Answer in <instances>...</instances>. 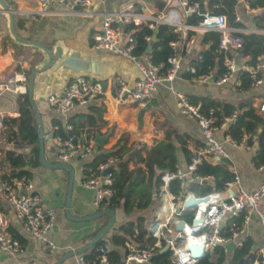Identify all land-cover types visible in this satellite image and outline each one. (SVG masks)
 <instances>
[{"label": "crops", "instance_id": "1", "mask_svg": "<svg viewBox=\"0 0 264 264\" xmlns=\"http://www.w3.org/2000/svg\"><path fill=\"white\" fill-rule=\"evenodd\" d=\"M4 1L13 9L12 20L16 33L20 37L41 43L51 53L50 64L45 69L37 71L31 83V99L40 120L45 160L48 162L57 161L56 149L51 140V135H53L52 130L56 129L59 123L63 133L68 130L66 128L67 124H70L79 133L91 138L93 149L84 158H71L67 161L73 171L68 207L65 206L68 175L66 169L41 165L38 162V151L37 162L31 161L22 165L29 172L28 177L32 183L33 191L39 194L42 206L53 210L54 222L46 235L57 245L58 248L55 250H42L34 239L23 231L0 192V207L9 216L7 230L11 235H13L12 233L17 235L21 246L20 251L14 254L0 249V264H14L16 261L31 259L36 264H52L66 251L89 241L96 234L94 232H97L106 223L109 217L107 212L91 219L79 218L105 207L101 205L100 208H94L91 205V190L81 184L83 179L82 163L88 161L97 150L101 149L107 152L115 149L119 144L129 146V150L123 153L120 159H128L127 167L131 168L135 157V148L138 145H149L154 140L163 138L167 129L173 128L178 132L189 134V147L193 149V155L196 153L197 148L201 145L199 129L193 117L177 112L171 89L182 91L186 95H208L219 101L233 104L237 109L240 103L249 102L254 112L264 119V109H258L259 103L264 102V74L260 83L249 86L246 90L239 89L231 81L216 85L208 81L198 82L182 75V73L187 72L186 67L192 63L191 59L200 57V51L208 46L207 42L202 41L201 35L203 32L195 33V41L190 51L183 55L178 77L158 85L153 97L145 107H139L134 103L117 104L112 101L111 95L114 91L115 79L122 77L131 82L137 75V69L128 58L116 51L92 45L91 34L99 26L102 14L130 3L134 8L161 11L167 20L185 23L187 12L183 11L179 0H158L162 3L160 8L154 4V0H95L86 9L80 8L81 13L57 12L60 6L53 3L49 12L34 16L25 11L33 9L36 0ZM202 4H204L203 9L209 11L214 7L215 1L202 0ZM260 11V7H249L245 0H234L231 7L232 21L237 22L233 20V15L237 14L239 17L238 22L241 25L237 26L246 29L244 32H264V29H257L251 20V16ZM2 21L5 23L7 30L4 32L0 28V83H4L9 75L15 74L19 79L18 83L24 86V91L0 90V119L5 116H17L16 97L19 93L25 92L36 122L35 113L26 90L27 78L31 69L44 63L47 55L40 46L18 42L13 39L8 31L7 15L0 10V23ZM251 24H254V28L251 27ZM157 25L150 32L151 37L153 33H156ZM173 29L178 32L176 36L178 37L179 30L175 29V26H173ZM152 40L147 42L146 46L148 43L151 45ZM149 50L146 51L145 47L144 52H149ZM238 50L233 52L235 62L237 64L243 61L246 62L247 57L241 55ZM222 53L224 57L225 53L223 51ZM213 69H210L213 75H218ZM239 71L241 70L236 72V76H238ZM78 75L99 79L104 89L101 96L85 105H74L67 113H59L51 109L45 102L46 94L59 91L68 79ZM195 103L200 104L198 101ZM227 126L218 128L215 134L224 141V148L228 154L227 160L230 164L229 169L233 174L238 175V186L244 190H249L259 185L264 178V168L257 170L251 159L257 147V134L252 133L253 137L246 140V145L234 147L227 140V138L232 137L227 132ZM96 135L103 137L100 144H97L94 140ZM28 141V139L18 140V144L13 146L12 141L7 138L6 131L1 132L0 173L14 171L2 159L4 150L14 148L17 152H22L28 156L32 147V142ZM176 163L181 166L186 164L182 160L178 149ZM131 176L134 179L135 173H132ZM190 181V179L186 181L185 186L187 189H189ZM200 182L211 183L210 176ZM159 204L160 197L158 195V200L155 203H150L145 208L132 209L130 212H124L120 206L113 208L114 220L101 238L109 240L111 233L117 231L116 227L120 223L137 216L144 218L142 224L146 229L147 222L151 219ZM260 208L264 211V201L260 203ZM236 225L240 227L241 223L228 216L222 219V231L224 233H229ZM263 240V233L258 219L255 213H251L249 222L234 238L230 250L227 251L224 244H221L226 253L222 264H227L234 249L243 242H248V251L239 257V261L246 263V259L249 257L252 260L255 256V249L263 244ZM106 245H108V241ZM117 248L122 257L124 246L119 245ZM88 251L89 247L81 252L86 253ZM75 254L66 256L57 264H76ZM207 254H209V251ZM262 264H264V260Z\"/></svg>", "mask_w": 264, "mask_h": 264}, {"label": "built area", "instance_id": "2", "mask_svg": "<svg viewBox=\"0 0 264 264\" xmlns=\"http://www.w3.org/2000/svg\"><path fill=\"white\" fill-rule=\"evenodd\" d=\"M95 0H36L33 9L25 12L31 15H43L50 11V6L57 3L60 9L57 12L81 13L80 8L86 9ZM184 12H197L200 20L196 24L167 20L161 11L142 10L134 8L130 3L117 9L106 11L102 14L99 26L92 32V45L116 51L118 54L128 58L136 67L137 75L131 82L122 77L115 79L114 91L111 95L114 103H134L139 107H145L153 97L158 85L169 82L178 77L181 68L183 55L188 53L195 41L196 32L214 30L219 33L218 47L225 53L222 59L223 71L219 75H213L212 71L190 76L198 82H212L220 85L231 81L233 85L239 84L236 76L238 70L245 71L249 77V86L261 82L264 74V53L258 55L253 64L245 61L237 64L233 52L241 45L240 32L244 28L227 23L224 13L212 11H197V3H188L187 0H179ZM233 20L238 21L237 14ZM165 23L175 26L179 30L176 38L169 40L170 54L165 62L154 63L150 60L148 52L137 55L133 52L134 38L131 27L145 25L152 31L157 24ZM248 30V29H247ZM144 40H151L150 33L144 35ZM187 72L195 71L191 63L186 67ZM16 75H9L4 83H0V90H12L23 92L24 86L18 83ZM104 92L99 79L85 75H78L68 79L64 86L56 92L46 94L45 102L56 112L67 113L74 105H85L98 98ZM177 112L189 115L195 120L201 137V145L184 166L173 165L171 170L159 174L158 195L160 204L155 210L151 219L146 224L148 234L154 238L152 247L146 248L137 246L132 242H125V249L121 261H110L106 254V244L99 245L90 258H85L82 253L75 254L76 264H150V256L153 247H159L166 242L170 249V261L173 264H192L196 261L190 256L187 249L189 244L198 242V237L204 236V248L209 250L215 244H224L238 235V233L249 222L251 213H255L261 226L264 238V211L260 203L264 201V178L259 185L249 190L238 186V175L234 174L232 179L225 182V187L219 191H210L204 194H195L186 188L187 179L200 182L207 175L196 174L194 170L202 161L216 162L227 159L228 154L224 148V141L218 138L215 131L235 121L243 108H234L230 113L222 116L216 121L212 107L206 111L200 109L198 103H192L182 91L171 89ZM259 110L264 109V102L259 103ZM65 133L51 135V140L56 149V159L60 162H67L71 158H84L92 152V139L85 137L82 133L71 131V125L67 124ZM250 132H243L238 138H227L232 146L246 145V140L252 138ZM118 156L110 155L96 166L97 172L84 177L81 184L91 190V205L100 208L101 205L108 206L112 194V168L118 162ZM257 170L264 168V161L256 165ZM177 187V192L169 190V186ZM235 185L236 191L230 193L228 190ZM183 189L186 191L183 193ZM0 192L8 203L15 219L19 222L25 233L34 239L42 250L52 251L57 245L47 237V231L54 222L53 210L42 206L40 196L33 191L32 183L26 175L13 177L9 180H0ZM188 193L195 197L209 196L206 202H199L195 208L183 206V200ZM195 209L203 211L201 225L192 226L190 220ZM191 210L192 214L187 219L184 212ZM231 217L241 223L230 230L229 233L222 231V219ZM182 219L186 225L195 233L186 234L183 231L175 230L174 223ZM9 216L0 207V249L8 253H17L21 246L19 240L11 235L7 227ZM136 232V229H134ZM168 237V238H167ZM254 258L243 264H262L264 260V240L261 246L255 249ZM14 264H36L34 260L16 261Z\"/></svg>", "mask_w": 264, "mask_h": 264}, {"label": "trees", "instance_id": "3", "mask_svg": "<svg viewBox=\"0 0 264 264\" xmlns=\"http://www.w3.org/2000/svg\"><path fill=\"white\" fill-rule=\"evenodd\" d=\"M212 0H209L211 2ZM214 7L212 12L225 13L227 22L229 24L240 25V23L232 21L231 7L234 0H213ZM249 7H260L261 11L251 16L257 29H264V0H245ZM188 3L196 2L197 11H203L202 0H187ZM154 4L160 8L161 1L154 0ZM200 20V15L192 11L185 15V23L196 24ZM241 26V25H240ZM131 33L134 38L133 52L137 55L143 53L146 47L144 35L151 31L145 25H138L131 27ZM178 32L173 29V26L167 24H158L155 33V38L151 41L149 50L150 60L154 63H164L166 57L170 53L168 45L169 40L175 38ZM241 45L238 52L246 56V62L253 64L258 55L264 53V32H240ZM219 33L213 30L204 31L201 35L202 41L207 42L208 46L200 51L198 58L191 59L195 71L193 73L185 72L183 76H196L201 73L213 69L216 74L223 71L222 50L218 47ZM216 67V68H215ZM239 89L246 90L249 87V77L245 71H239L238 74ZM192 103L199 102L201 110L206 111L208 107L213 108V112L218 121L222 116L230 113L235 107L233 104L225 103L212 98L208 95H193L187 94ZM18 114L15 117L5 116L0 119V134L5 132L8 140H11L13 146L18 144V140L28 139L32 142L31 152L27 156L22 152H17L14 148L5 149L2 159L5 160L9 168L14 169L13 172L5 171L0 173V180H9L20 175L29 176L27 169L22 165L26 162H37V132L36 122L29 107L26 93H19L16 97ZM243 110L238 113L234 122L228 124L227 132L233 138H238L243 132H251L257 134V147L255 153L252 155V162L254 165L264 161V119L254 112L249 102H242L238 105ZM14 124V128H13ZM62 127L59 125L52 130V134L63 133ZM71 131L79 132L77 129L71 127ZM190 136L185 132H178L173 128L167 129L163 138L154 140L151 144H140L135 148V157L133 166L127 167L128 159H120L121 155L129 150V146L119 144L115 149L107 152L101 149L96 151L92 157L82 163L83 177L93 175L97 172V164L103 161L110 155L118 156L119 164L115 165L112 172V194L108 206L116 208L120 206L124 212H130L132 209H141L147 207L150 203L158 200V186L159 174L166 170H171L174 163L177 161V149L180 151L182 160L187 162L193 149L189 147ZM229 161L227 159L217 160L215 163L202 161L194 170L196 174L210 176L211 183L190 181L189 189L195 194H204L210 191H219L225 187V182L233 177V172L229 169ZM135 173L134 179H130L131 174ZM125 184L128 185L124 192ZM169 190L173 193L177 192L176 185H170ZM157 203V202H156ZM144 218L137 216L133 219L126 220L116 227V232L111 233L109 240L99 238L95 243L89 247V251L82 253L85 258H90L95 249L102 244H106V254L110 261H121L122 257L118 250V246H124V242H132L137 246L152 247L154 238L148 234L142 222ZM136 229V232H134ZM96 233V232H94ZM13 236L16 234L12 233ZM18 239V237H17ZM163 243L159 247H153V253L150 256V264H173L170 261V250L166 249L160 251ZM123 249V250H124ZM212 253L207 254L201 259L196 260L192 264H222L225 258V250L223 246L215 244L211 248ZM248 251V242H243L239 247L235 248L231 258L228 259L227 264H243L239 261L241 255ZM247 262L251 257L246 259ZM244 262V261H243ZM246 262V261H245ZM138 264V263H130Z\"/></svg>", "mask_w": 264, "mask_h": 264}, {"label": "water", "instance_id": "4", "mask_svg": "<svg viewBox=\"0 0 264 264\" xmlns=\"http://www.w3.org/2000/svg\"><path fill=\"white\" fill-rule=\"evenodd\" d=\"M0 10L5 12L7 15V26H8V31L11 34V36L13 37V39H15L18 42H22V43H31L37 46L42 47V49L45 51L47 57L46 60L44 61L43 64H41L39 67H34L33 69H31L28 78H27V86H26V90H27V94H28V99L29 102L31 104L32 109L34 110L35 113V117H36V122H37V133H38V162L41 165L44 166H49V167H61L67 170V187H66V195H65V206L68 207L69 205V195H70V189H71V184H72V180H73V171H72V167L69 163L67 162H60V161H56V162H48L45 160L44 156H43V145H42V134H41V125H40V120H39V116L37 114V112L35 111L34 105H33V101L31 99V83H32V79L34 74L42 69H45L51 62V53L50 51L45 48L41 43L32 40V39H26L23 37H20L16 31L15 28L13 26V20H12V11L13 9L9 7V5L4 1V0H0ZM251 27L254 28V24H251ZM155 34L153 33L151 39H154ZM150 44L148 43L146 46V51H148L150 49ZM93 101V100H92ZM102 136L98 137L96 135V137L94 138L95 142L97 144L101 143L102 140ZM132 176H131V180H132ZM128 188V185L125 184L123 191L125 192ZM186 191V189H183V193ZM230 193H234L236 191V187L235 185H232L231 188L228 190ZM209 200V196L205 195L202 197H195L192 193H188L186 198L183 200V206L186 207L187 209L191 208H195V206L199 203V202H206ZM67 211V209H65ZM107 212L109 214V217L106 221V223L96 232V234L89 240L87 241L85 244L70 249L69 251H66L65 253H63L60 257H58L52 264H57L59 263L63 258H65L66 256H69L71 254H75V253H79L81 251H83L84 249L90 247L93 243H95L99 238H101V236L103 235V233L111 226L113 220H114V213H113V209L105 206L103 208H101L98 211H95L93 213H90L89 215L83 216V217H79V218H86V219H91L93 217H96L98 215H100L101 213ZM203 211L201 209H195L193 217L190 220V224L192 226H197V225H201V222L203 220ZM174 228L175 230H181L186 234H191V233H195V231H193L192 229H190L188 227V225H186V223L182 220V219H178L175 223H174ZM168 238V237H167ZM198 242L195 244H189L187 246V249L190 252V256L192 258H195L196 260L201 259L202 257L206 256L208 253V250H206L204 248V243H205V237L204 236H200L197 238ZM233 245V241L230 240L226 243H224V248L229 251L230 248ZM168 249V244L165 242L162 247L160 248V251L166 250ZM240 262L242 263V261L240 260Z\"/></svg>", "mask_w": 264, "mask_h": 264}, {"label": "rangeland", "instance_id": "5", "mask_svg": "<svg viewBox=\"0 0 264 264\" xmlns=\"http://www.w3.org/2000/svg\"><path fill=\"white\" fill-rule=\"evenodd\" d=\"M0 28H2V30H3L4 32H6L5 30H7L6 25H5V23H4L3 21H2V23H0ZM5 35H6V34H5ZM2 83H3V82H2ZM191 214H192V211H191V210H187V211L184 212V217L188 219V218L190 217ZM218 245H221V244H218ZM208 251H209V254L212 253L211 248H210Z\"/></svg>", "mask_w": 264, "mask_h": 264}, {"label": "bare ground", "instance_id": "6", "mask_svg": "<svg viewBox=\"0 0 264 264\" xmlns=\"http://www.w3.org/2000/svg\"><path fill=\"white\" fill-rule=\"evenodd\" d=\"M2 64V63H1Z\"/></svg>", "mask_w": 264, "mask_h": 264}]
</instances>
